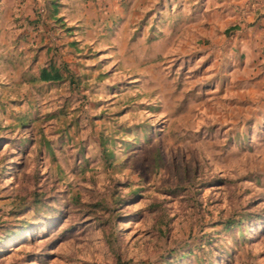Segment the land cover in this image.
<instances>
[{"label":"rangeland","instance_id":"1","mask_svg":"<svg viewBox=\"0 0 264 264\" xmlns=\"http://www.w3.org/2000/svg\"><path fill=\"white\" fill-rule=\"evenodd\" d=\"M89 1L0 63V264H264L261 0Z\"/></svg>","mask_w":264,"mask_h":264},{"label":"crops","instance_id":"2","mask_svg":"<svg viewBox=\"0 0 264 264\" xmlns=\"http://www.w3.org/2000/svg\"><path fill=\"white\" fill-rule=\"evenodd\" d=\"M91 1L85 0H0V63L27 64L24 68L37 70L35 75L21 73L20 81H40L41 67L51 58L66 59L56 49L52 32L60 28L57 16H62L66 26L80 28L84 14L90 9ZM259 14L264 15V0ZM78 27V28H77ZM239 29V28H238ZM52 31V32H50ZM66 32V31H65ZM50 35V36H49ZM58 45V43H56ZM58 54V55H57ZM58 56V58H57ZM58 62V63H60ZM18 68L13 66V70ZM22 71V70H21Z\"/></svg>","mask_w":264,"mask_h":264},{"label":"trees","instance_id":"3","mask_svg":"<svg viewBox=\"0 0 264 264\" xmlns=\"http://www.w3.org/2000/svg\"><path fill=\"white\" fill-rule=\"evenodd\" d=\"M63 17L62 16H57L56 17V22H58L59 26H61L65 31L72 30L74 26H66L64 22H62ZM240 28V25L236 24L233 25L231 29H238ZM65 74H64V69L61 66L60 63H57V60L54 58H51L47 61V63L41 67L40 71V80L42 81H47V82H56V81H61L65 79ZM36 79V77H35Z\"/></svg>","mask_w":264,"mask_h":264}]
</instances>
